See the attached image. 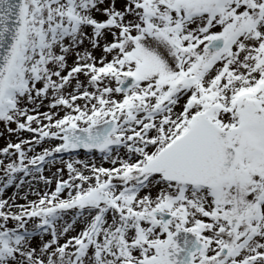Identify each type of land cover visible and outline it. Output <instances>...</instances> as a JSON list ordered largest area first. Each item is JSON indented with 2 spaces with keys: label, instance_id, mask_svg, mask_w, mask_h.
Wrapping results in <instances>:
<instances>
[{
  "label": "snow or ice",
  "instance_id": "snow-or-ice-1",
  "mask_svg": "<svg viewBox=\"0 0 264 264\" xmlns=\"http://www.w3.org/2000/svg\"><path fill=\"white\" fill-rule=\"evenodd\" d=\"M0 125V264H264V0H0Z\"/></svg>",
  "mask_w": 264,
  "mask_h": 264
},
{
  "label": "rangeland",
  "instance_id": "rangeland-1",
  "mask_svg": "<svg viewBox=\"0 0 264 264\" xmlns=\"http://www.w3.org/2000/svg\"><path fill=\"white\" fill-rule=\"evenodd\" d=\"M70 63H71V60H70ZM45 110L46 109H42V111H45ZM0 132H4L2 125H0ZM12 139H13V142H15V137H13ZM7 142H8L7 134L4 133V135H0V147H3ZM65 158H67V157H65ZM105 166H107V165H105ZM9 195H12V194H9ZM21 195H23V193H21ZM31 198H34V197H31ZM19 202L23 203V200H21Z\"/></svg>",
  "mask_w": 264,
  "mask_h": 264
},
{
  "label": "bare ground",
  "instance_id": "bare-ground-1",
  "mask_svg": "<svg viewBox=\"0 0 264 264\" xmlns=\"http://www.w3.org/2000/svg\"><path fill=\"white\" fill-rule=\"evenodd\" d=\"M12 192H13V190H12V189H9L7 194H8V195H9V194H12Z\"/></svg>",
  "mask_w": 264,
  "mask_h": 264
}]
</instances>
